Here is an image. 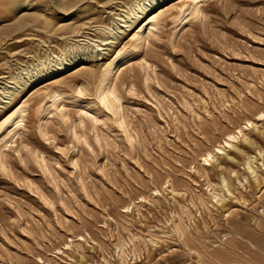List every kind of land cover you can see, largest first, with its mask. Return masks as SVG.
<instances>
[{"label": "rangeland", "instance_id": "374dc122", "mask_svg": "<svg viewBox=\"0 0 264 264\" xmlns=\"http://www.w3.org/2000/svg\"><path fill=\"white\" fill-rule=\"evenodd\" d=\"M15 110L0 264H264V0H0V138Z\"/></svg>", "mask_w": 264, "mask_h": 264}, {"label": "bare ground", "instance_id": "6f19581e", "mask_svg": "<svg viewBox=\"0 0 264 264\" xmlns=\"http://www.w3.org/2000/svg\"><path fill=\"white\" fill-rule=\"evenodd\" d=\"M13 1V0H12ZM196 3H200L202 0H195ZM9 4V3H8ZM156 3H151L147 6H145L140 15H144L147 12H149L146 17L148 18V21L146 22V25L143 28V32L146 33L147 31L149 32L150 30L154 29L155 25H156V21L158 19V17L163 13L161 12H156L155 14H153V12L158 8H160L161 6L155 7ZM154 8V9H152ZM152 9V10H151ZM162 9V8H161ZM160 10V9H159ZM140 15H136V17H141ZM154 17V19H153ZM183 17V16H181ZM135 18V19H137ZM184 18V17H183ZM128 59L127 57H123L122 59H120L114 66H112L110 69H108L102 76L101 81H100V85H99V90H97L98 92V96L101 99L102 102L107 103V101H110V103L112 104V108H117L118 107V112L120 114V124L121 125H125L126 122V117L124 114V108L123 105L121 103V94L118 92V89L114 86V78L116 76V74L118 72L123 71L124 69L127 68L128 66ZM88 76V78L92 77L94 74V71H86L85 72ZM103 73V72H102ZM62 94L58 91H54L51 94V104H54L55 100L60 97ZM49 101V102H50ZM17 112V110H15L14 112H12L10 115H8V117L6 118V120H9V124L6 126V129L2 135V137L0 138V141L5 140L3 146L8 145V142L11 141V139L15 136L16 133H18L19 127L22 125L23 123V114H17L15 115ZM117 112V113H118ZM264 113L263 111L260 112V116H262L261 114ZM5 121V120H4ZM252 124V121H249L248 124ZM247 124V125H248ZM242 129H238L237 132H230L227 134V136L225 137L224 141L222 143H219L217 145V149H216V153L220 152L222 150V148L226 147L227 145L232 144L231 142H234L235 139L238 138L239 134L241 133ZM74 134H76V132H74ZM80 137L77 136V139H79ZM219 149V151H218ZM214 156V150L208 151L205 159L204 160H210V158H212ZM4 157V153L0 148V162H2V159ZM251 157V156H250ZM250 160V158H249ZM4 161V160H3ZM252 167V166H250ZM254 171V169H253ZM252 172V171H251ZM256 172V171H254ZM223 184H224V180H223ZM228 189V188H227ZM173 193V192H172ZM219 195V194H218ZM215 197H218L217 194L214 195ZM221 198V197H219ZM223 200V199H222ZM151 239V238H150Z\"/></svg>", "mask_w": 264, "mask_h": 264}, {"label": "snow or ice", "instance_id": "6c2138e0", "mask_svg": "<svg viewBox=\"0 0 264 264\" xmlns=\"http://www.w3.org/2000/svg\"><path fill=\"white\" fill-rule=\"evenodd\" d=\"M153 19H154V17H153ZM261 115L264 116V113H262ZM218 151H219V149H218ZM141 199H143V198L141 197Z\"/></svg>", "mask_w": 264, "mask_h": 264}]
</instances>
